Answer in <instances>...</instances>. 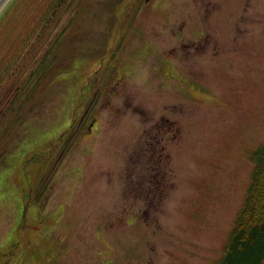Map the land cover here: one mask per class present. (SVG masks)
I'll list each match as a JSON object with an SVG mask.
<instances>
[{
  "label": "rangeland",
  "instance_id": "1",
  "mask_svg": "<svg viewBox=\"0 0 264 264\" xmlns=\"http://www.w3.org/2000/svg\"><path fill=\"white\" fill-rule=\"evenodd\" d=\"M9 104L0 264H220L264 149V0H8Z\"/></svg>",
  "mask_w": 264,
  "mask_h": 264
},
{
  "label": "trees",
  "instance_id": "2",
  "mask_svg": "<svg viewBox=\"0 0 264 264\" xmlns=\"http://www.w3.org/2000/svg\"><path fill=\"white\" fill-rule=\"evenodd\" d=\"M12 109L11 107L10 111ZM8 114L0 123V150L4 149H1L4 136L11 127L10 119L6 121ZM68 133L69 131L66 134ZM60 140H64L63 137ZM253 159L256 166L248 196L236 220L229 248L220 264H262L264 261V149L256 152ZM19 246V242L14 243L3 251V255H15Z\"/></svg>",
  "mask_w": 264,
  "mask_h": 264
},
{
  "label": "flooded vegetation",
  "instance_id": "3",
  "mask_svg": "<svg viewBox=\"0 0 264 264\" xmlns=\"http://www.w3.org/2000/svg\"><path fill=\"white\" fill-rule=\"evenodd\" d=\"M139 9H137L136 11H138ZM61 33H62V31H59V34L61 35ZM205 35V34H204ZM202 38V37H201ZM201 38L198 40V42H199V44H200V46H201V48H206V47H210L208 44H209V41L208 42H206V41H203V40H201ZM122 47H123V42H122ZM122 47H121V49H122ZM46 56V55H45ZM52 61H53V63H54V60L52 59ZM48 62H49V60L47 59V61L45 62V63H47L48 64ZM39 70V67L38 66H36L35 68H34V71L32 72V71H30L29 73H28V75H27V79H26V81H29V78H31L32 76H34V74H36L37 73V71ZM38 82V81H37ZM28 83V82H27ZM24 84H26V83H24ZM22 84L20 85V89L24 86H22ZM11 97H10V95L9 96H7V99L4 101V102H6V104H7V102H8V100H11V101H13V99H10ZM27 97H25V99H26ZM17 100V98H14V101H16ZM10 104H11V102H9ZM5 104V103H4ZM7 105V107H6V109L4 110L5 112H3L2 114H1V116H0V123H1V121H2V118L3 117H5V115L6 114H8L9 113V111H10V108L12 107V105Z\"/></svg>",
  "mask_w": 264,
  "mask_h": 264
},
{
  "label": "water",
  "instance_id": "4",
  "mask_svg": "<svg viewBox=\"0 0 264 264\" xmlns=\"http://www.w3.org/2000/svg\"><path fill=\"white\" fill-rule=\"evenodd\" d=\"M150 0H146V2H149ZM8 2V0H0V11L3 9L5 4Z\"/></svg>",
  "mask_w": 264,
  "mask_h": 264
}]
</instances>
